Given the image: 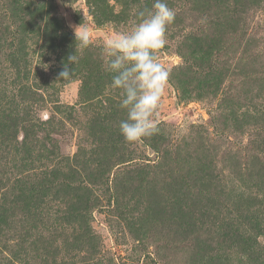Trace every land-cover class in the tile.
I'll return each mask as SVG.
<instances>
[{"label": "rangeland", "instance_id": "obj_1", "mask_svg": "<svg viewBox=\"0 0 264 264\" xmlns=\"http://www.w3.org/2000/svg\"><path fill=\"white\" fill-rule=\"evenodd\" d=\"M9 1L0 0V93L38 121H50L42 125L48 142L79 179L70 187L85 186L97 197L86 224L61 219L40 226L21 264H240L239 253L226 251L217 237L196 251L195 235L180 234L174 183L177 175L200 168L205 183L210 180L204 174L214 173L227 186L225 193L242 190V175L257 153L252 144L264 134V8L249 12L252 39L234 30L215 43L211 28L219 17L195 9L193 0H166L176 15L157 53L171 69L157 113L160 131L129 144L118 127L127 117L122 90L110 87L113 73L103 66L102 45L117 31L131 30L138 12L151 9L154 0H43L56 13L34 19L28 30L15 25L5 9ZM57 20L64 29L55 35L50 26ZM82 27L93 41L83 51L75 47ZM10 42L27 52L24 60L10 58ZM73 53L79 61L71 65L67 58ZM66 66L72 75L63 79L59 73ZM27 84L34 86L33 101L18 95ZM255 112L263 118L257 121ZM4 170L13 172L0 164ZM74 190L60 197L63 209L75 203L80 190ZM229 208L219 216L229 215ZM85 229L95 241L77 243L74 234ZM202 229L201 239L209 240ZM259 240L264 247V235Z\"/></svg>", "mask_w": 264, "mask_h": 264}, {"label": "trees", "instance_id": "obj_2", "mask_svg": "<svg viewBox=\"0 0 264 264\" xmlns=\"http://www.w3.org/2000/svg\"><path fill=\"white\" fill-rule=\"evenodd\" d=\"M263 4L264 0L192 1L195 9L203 7L201 11H208L214 18H220L214 20L215 26L211 28V40L215 43L223 32L234 30H240L249 40V12L264 8ZM5 9L10 11L11 17L16 19L15 25L21 30H28V25L38 17L56 13L55 8L46 6L43 0H10ZM50 27L55 35L64 29L58 20ZM66 35L69 34L64 32L62 36ZM9 46L12 50L10 58L14 63L25 59L27 52L23 48H13L12 42ZM33 87V84L21 86L18 89L20 99L33 101L36 96ZM255 114L257 121L263 118L262 113ZM49 122L38 121L25 108H17L6 92L0 93V164L6 168L9 166L13 171L0 172V264H21L26 261L40 232L39 227H45L50 220L63 219L86 224L87 214L97 198L93 197L94 192L90 188L70 187L69 184H77L79 179L74 169L61 164L62 159L56 154L54 145L48 142V133L42 125ZM261 129L264 127L261 126ZM20 131L22 136L19 139ZM252 145L257 153L252 156L250 166H246V173L242 175V190L228 188L229 192L225 193L223 188L227 186L214 173L204 174L210 180L205 183L199 174L200 168L193 174L175 177L177 228L183 237L195 235L196 251L212 245L211 236H214L226 251L239 253L240 264H264V247L259 240L264 235V134ZM60 166L68 170L65 172ZM89 183L96 184L93 180ZM74 189L80 190V194L75 193V203L65 205L63 209L62 205L66 204L61 200L63 193ZM202 193L207 194L202 196ZM54 201L62 204L54 205ZM229 206V215L220 217V211ZM15 222L19 223V230L14 227ZM200 228L206 229L209 240L201 239ZM11 232L15 233V238L6 237ZM74 239L77 243L83 239L90 243L95 241L87 230L82 235L74 234ZM9 240L12 243H7ZM214 250H219V247Z\"/></svg>", "mask_w": 264, "mask_h": 264}, {"label": "clouds", "instance_id": "obj_3", "mask_svg": "<svg viewBox=\"0 0 264 264\" xmlns=\"http://www.w3.org/2000/svg\"><path fill=\"white\" fill-rule=\"evenodd\" d=\"M139 19L129 31H117L102 45L105 70L113 73L110 87L122 90L120 107L127 117L119 122L124 140L136 143L160 131L157 113L170 84L171 69L158 59L157 53L167 44V29L175 20V11L166 0H154L151 9L138 12ZM75 46L81 51L93 41L89 30L75 32ZM70 54L68 64L78 63ZM72 75L67 66L59 73L63 79Z\"/></svg>", "mask_w": 264, "mask_h": 264}]
</instances>
